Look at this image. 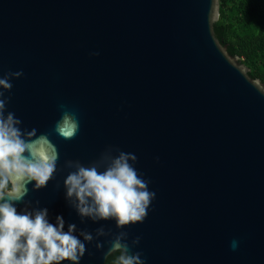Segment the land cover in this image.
<instances>
[{"label": "water", "instance_id": "water-1", "mask_svg": "<svg viewBox=\"0 0 264 264\" xmlns=\"http://www.w3.org/2000/svg\"><path fill=\"white\" fill-rule=\"evenodd\" d=\"M218 18L219 0H0V77L23 72L5 115L59 152L16 208L90 232L79 264H105L121 231L144 264H264V84L215 38ZM64 110L79 120L72 140L53 130ZM109 147L135 154L155 193L124 229L82 221L66 199L65 161L88 166Z\"/></svg>", "mask_w": 264, "mask_h": 264}, {"label": "clouds", "instance_id": "clouds-1", "mask_svg": "<svg viewBox=\"0 0 264 264\" xmlns=\"http://www.w3.org/2000/svg\"><path fill=\"white\" fill-rule=\"evenodd\" d=\"M98 55V53H93ZM23 72H8L0 77V264H79L86 252L85 242L94 237L88 231L75 235L77 227L70 224L64 231L65 221L56 217V223L48 220V210L18 212L16 204L28 195V185L34 182L33 191L43 189L57 171L59 152L48 134L37 135L22 131V121L15 113L6 112L14 79ZM264 91V90H262ZM62 109L64 105L60 106ZM54 132L64 140L76 138L79 120L75 113L64 110L54 126ZM118 155L113 156V152ZM137 156L109 147L99 160L88 166L79 160L65 161V167L75 169L65 181L66 199L72 202L78 215L93 222L114 220L117 229L142 223L155 193L148 190L149 181L138 174L134 167ZM103 169V170H101ZM104 228L96 230V238L107 236ZM80 237H83L81 241ZM128 233L121 231L109 241L110 253L121 252L118 264H144L141 253H131L127 243ZM136 237L131 242L135 247ZM233 250L237 242L232 241ZM96 248H102L97 243Z\"/></svg>", "mask_w": 264, "mask_h": 264}, {"label": "trees", "instance_id": "trees-1", "mask_svg": "<svg viewBox=\"0 0 264 264\" xmlns=\"http://www.w3.org/2000/svg\"><path fill=\"white\" fill-rule=\"evenodd\" d=\"M215 38L227 52L249 69V77L264 84V0H219ZM121 252L105 264H118Z\"/></svg>", "mask_w": 264, "mask_h": 264}]
</instances>
